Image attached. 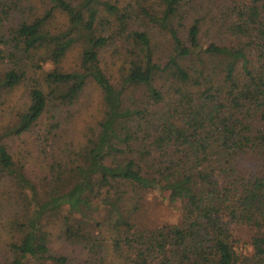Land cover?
<instances>
[{
	"label": "trees",
	"instance_id": "trees-1",
	"mask_svg": "<svg viewBox=\"0 0 264 264\" xmlns=\"http://www.w3.org/2000/svg\"><path fill=\"white\" fill-rule=\"evenodd\" d=\"M0 226V264H264V0H0Z\"/></svg>",
	"mask_w": 264,
	"mask_h": 264
},
{
	"label": "rangeland",
	"instance_id": "rangeland-1",
	"mask_svg": "<svg viewBox=\"0 0 264 264\" xmlns=\"http://www.w3.org/2000/svg\"><path fill=\"white\" fill-rule=\"evenodd\" d=\"M67 62L74 61V53L69 54ZM94 94L96 92L93 91ZM184 212V204L179 202L169 201L167 194L159 190L150 191L142 205L140 214L138 216V221L150 227H160L165 224H175L180 221L181 215ZM0 236H5L3 234L2 226H0ZM244 230L243 232H245ZM59 233V231H57ZM61 233V232H60ZM59 233V234H60ZM55 235L56 246L67 247L69 253H73L75 247L70 244L62 235V233L56 236V231L53 233ZM244 236L248 237V234Z\"/></svg>",
	"mask_w": 264,
	"mask_h": 264
}]
</instances>
